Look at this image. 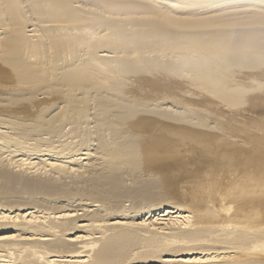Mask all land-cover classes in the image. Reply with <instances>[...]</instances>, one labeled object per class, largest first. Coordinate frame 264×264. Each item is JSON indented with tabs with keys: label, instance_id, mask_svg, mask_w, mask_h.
Instances as JSON below:
<instances>
[{
	"label": "bare ground",
	"instance_id": "1",
	"mask_svg": "<svg viewBox=\"0 0 264 264\" xmlns=\"http://www.w3.org/2000/svg\"><path fill=\"white\" fill-rule=\"evenodd\" d=\"M0 264H264V0H0Z\"/></svg>",
	"mask_w": 264,
	"mask_h": 264
},
{
	"label": "rangeland",
	"instance_id": "2",
	"mask_svg": "<svg viewBox=\"0 0 264 264\" xmlns=\"http://www.w3.org/2000/svg\"><path fill=\"white\" fill-rule=\"evenodd\" d=\"M212 95H213V94H212ZM205 97H206L207 99H206ZM208 97H210V95H208V96L205 95V96H204L205 99L202 98L204 101L206 100V102H208V101L210 100L209 103H206V104H205L204 106H202V107L205 108V109H210V110H212V111H215L216 114H217V112L220 113L223 109H222V110L219 109V107H220L219 102H218V101L215 99V97H213V96H211L210 98H208ZM188 99H189V98H188ZM198 102H203V101H198ZM194 103H195V102H194ZM210 103H211L212 105H211ZM188 104H189V105L191 104L190 100H188ZM209 104H210V105H209ZM213 105H214V106H213ZM215 105H216V106H215ZM199 107H200V106H199ZM216 107H217V108H216ZM203 108H202V109H203ZM216 109H217V110H216ZM218 109H219L220 111H219ZM223 111H224V110H223ZM215 113H214V114H215ZM220 115H221L222 118L229 117V118L233 119V117L230 116V115L224 116L222 113H220ZM223 116H224V117H223ZM233 121H235V120L233 119ZM233 121H232V122H233ZM192 146H193V145H192ZM192 146H191V147H192ZM194 148H195V147H194ZM190 149H193V147L190 148Z\"/></svg>",
	"mask_w": 264,
	"mask_h": 264
}]
</instances>
